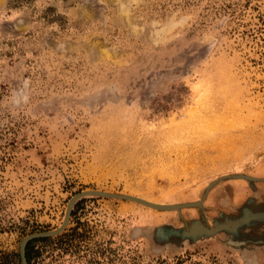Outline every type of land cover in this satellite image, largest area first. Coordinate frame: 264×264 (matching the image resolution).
Masks as SVG:
<instances>
[{
  "label": "rangeland",
  "instance_id": "374dc122",
  "mask_svg": "<svg viewBox=\"0 0 264 264\" xmlns=\"http://www.w3.org/2000/svg\"><path fill=\"white\" fill-rule=\"evenodd\" d=\"M264 264V0H0V264Z\"/></svg>",
  "mask_w": 264,
  "mask_h": 264
},
{
  "label": "trees",
  "instance_id": "16d2710c",
  "mask_svg": "<svg viewBox=\"0 0 264 264\" xmlns=\"http://www.w3.org/2000/svg\"><path fill=\"white\" fill-rule=\"evenodd\" d=\"M46 238L47 236H40V237L33 238L32 240H29L27 242L26 249H25V257H26L27 264L31 263V248H32L33 243L38 240H42Z\"/></svg>",
  "mask_w": 264,
  "mask_h": 264
},
{
  "label": "water",
  "instance_id": "95a60500",
  "mask_svg": "<svg viewBox=\"0 0 264 264\" xmlns=\"http://www.w3.org/2000/svg\"><path fill=\"white\" fill-rule=\"evenodd\" d=\"M23 257H24L25 264H27L26 257H25V250H24V253H23Z\"/></svg>",
  "mask_w": 264,
  "mask_h": 264
}]
</instances>
